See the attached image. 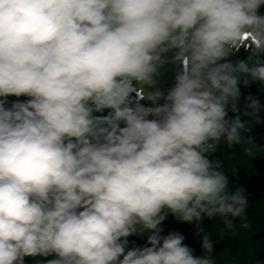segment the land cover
Here are the masks:
<instances>
[{"label":"clouds","instance_id":"1","mask_svg":"<svg viewBox=\"0 0 264 264\" xmlns=\"http://www.w3.org/2000/svg\"><path fill=\"white\" fill-rule=\"evenodd\" d=\"M262 9L0 0V264H216L203 220L222 222L220 240L236 219L249 227L245 189L213 154L254 143L240 115L262 122L258 97L238 107L241 85L264 91ZM169 214L194 226L203 256L161 235Z\"/></svg>","mask_w":264,"mask_h":264},{"label":"trees","instance_id":"2","mask_svg":"<svg viewBox=\"0 0 264 264\" xmlns=\"http://www.w3.org/2000/svg\"><path fill=\"white\" fill-rule=\"evenodd\" d=\"M264 11V9H262ZM241 101L238 105L241 112L244 108V98L251 94L259 98L261 104H264V91L260 90L258 84H253L248 88L241 85ZM9 106L13 101H25L27 97H8ZM237 113L229 112L231 119H235ZM242 122H246V128L241 129L243 140H252L254 143L250 145H234L233 148H228L221 144L224 155L230 165L231 170L235 169V174L240 177L242 186L245 189V194L248 196L249 208L247 210V229L240 228V220L236 219L234 224L236 227L231 232L220 240L222 235V222H219L217 232L212 234V239L218 241L215 244L214 259L216 264H264V213L258 215L257 208L264 205V112L261 113L262 122L256 124L246 115H240ZM245 147L251 148L252 154H246ZM177 219L169 214L166 220L160 225L163 229L161 235H167L170 232H178L184 235V243L193 249L196 256H203L201 248V240L195 241L188 231L181 229L177 225ZM211 224V220L205 218L202 222V227L207 228ZM190 232L195 233L194 226L190 225ZM145 233L141 236L129 237V247H143L147 239ZM235 234L241 236L239 242L232 241ZM54 256L38 257L36 259L26 258V264H45L46 260L53 259Z\"/></svg>","mask_w":264,"mask_h":264},{"label":"rangeland","instance_id":"3","mask_svg":"<svg viewBox=\"0 0 264 264\" xmlns=\"http://www.w3.org/2000/svg\"><path fill=\"white\" fill-rule=\"evenodd\" d=\"M241 58L245 57L247 54L244 52V50L242 49L240 51V53L238 54ZM145 104H148L149 102L147 101H144ZM216 158H220L223 163H224V166L226 168V174H228L231 178V184L234 185V186H242V182H241V179L238 175H236L230 168V165L224 155V152L222 150L221 147H217L215 150H214V154H213V159H216ZM264 213V205H261L260 207L257 208V217L258 215ZM219 222L220 220L219 219H216L214 221H211V224L206 228V230L210 231L211 232V235L215 232H217L218 230V226H219ZM177 225L179 228L181 229H184L186 231L189 232L190 236L195 240V241H199L200 240V236H197L195 235V233H191L190 232V225L186 224V223H182L180 221H177ZM241 239V236L238 235V234H235V237L233 236L232 237V241L237 243L239 242V240Z\"/></svg>","mask_w":264,"mask_h":264}]
</instances>
